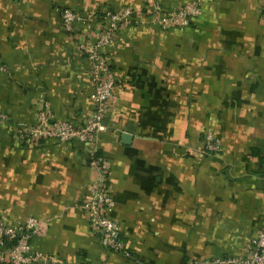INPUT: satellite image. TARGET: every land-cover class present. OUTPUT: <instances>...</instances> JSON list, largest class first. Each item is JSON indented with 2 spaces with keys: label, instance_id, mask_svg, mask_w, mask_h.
<instances>
[{
  "label": "crops",
  "instance_id": "1",
  "mask_svg": "<svg viewBox=\"0 0 264 264\" xmlns=\"http://www.w3.org/2000/svg\"><path fill=\"white\" fill-rule=\"evenodd\" d=\"M150 0H0V219L39 221L38 264H209L240 256L264 224V0H201L184 29L149 20L104 49L116 104L96 152L72 141L20 143L48 104L54 120L92 114L90 64L78 48L105 11H143ZM174 11L192 0H156ZM83 22L67 34L61 12ZM220 144L200 155L205 132ZM110 167L127 254L105 250L80 208Z\"/></svg>",
  "mask_w": 264,
  "mask_h": 264
},
{
  "label": "built area",
  "instance_id": "2",
  "mask_svg": "<svg viewBox=\"0 0 264 264\" xmlns=\"http://www.w3.org/2000/svg\"><path fill=\"white\" fill-rule=\"evenodd\" d=\"M202 14L201 0H192L174 11H165L156 0H150L143 11L123 8L118 11H105L100 16V27L91 35L82 38L78 48L90 64L93 112L83 123L77 125L69 121L54 120L48 104L38 111L34 124H17L14 129L15 140L30 143L39 140H55L61 144L78 142L95 150L102 133L106 132L105 118L116 104V78L110 69L104 49L111 45L114 35L121 28L130 25L143 26L149 21L161 29H184L193 19ZM149 20V21H148ZM61 22L67 34L76 33V25L82 18L69 9L61 12ZM1 63L0 73H8ZM8 117L0 113V123ZM221 150L219 140L211 132H205L200 155L217 153ZM93 167L99 176L91 182L87 198L80 208L85 212L88 226L99 234L101 246L111 252L127 254L121 238L120 224L114 218L115 202L108 189L110 167L103 155L95 153ZM39 233V221L27 218L9 226L0 219V264H38L48 262L49 258L33 250L31 240ZM209 264H264V224L257 231L240 256L218 259Z\"/></svg>",
  "mask_w": 264,
  "mask_h": 264
}]
</instances>
